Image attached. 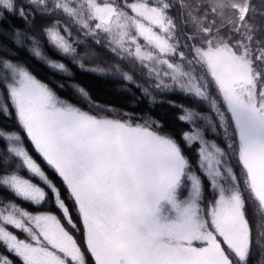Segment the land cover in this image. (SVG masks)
Instances as JSON below:
<instances>
[{"label": "snow or ice", "instance_id": "snow-or-ice-1", "mask_svg": "<svg viewBox=\"0 0 264 264\" xmlns=\"http://www.w3.org/2000/svg\"><path fill=\"white\" fill-rule=\"evenodd\" d=\"M20 4L0 0V23L8 13L35 29L37 15L55 16L39 25L46 43L106 76L104 67L86 68L76 25L138 64L156 89L206 102L214 116L170 102L192 125L177 138L156 120L116 118L79 84L77 101L62 99L21 62L0 59V117L16 123L0 127V192L20 201L0 195V264H250L253 246L264 245V36L251 0ZM15 37L75 79L41 40Z\"/></svg>", "mask_w": 264, "mask_h": 264}, {"label": "trees", "instance_id": "trees-1", "mask_svg": "<svg viewBox=\"0 0 264 264\" xmlns=\"http://www.w3.org/2000/svg\"><path fill=\"white\" fill-rule=\"evenodd\" d=\"M254 6V14L252 23L258 29V35L264 36V0H251ZM23 6V0L21 4ZM6 19L0 23V59H8L12 62H21L27 66L37 78L43 82L49 83L60 95L62 99L69 102L77 101L74 85L79 84L87 89L96 103L107 108L111 113L116 114V118H120L119 114H125L126 118H130L136 123H144L146 120L159 121L166 131L171 132L177 138L180 133L189 131L192 125L184 123L178 119L180 109L173 107L170 102L182 104L188 108L198 111L202 116L212 117L214 113H210L209 105L206 102H200L186 94L177 92H161L155 88V81L147 77L146 71L140 70L139 65L133 63L130 59L124 60L111 52L106 40L102 39L101 44H96L90 36H85L83 31L76 25H71L72 40L74 46L77 47V52L81 57H84V63L87 67H95L99 65L108 70L106 76L96 75L87 71L81 70L70 59L64 58L62 54L55 52L50 45L46 43V38L39 32V25L49 24L57 18L36 16L37 27L34 29L24 19L18 15L5 13ZM59 19L63 24L66 17L60 15ZM28 33L41 40L46 55L50 58L66 63L72 70L75 79H69L66 75L61 74L51 69L46 61L35 57L32 54V41L22 38L17 41L15 32ZM116 68H120L123 72L133 75L135 84H131L124 80ZM63 85V87H61ZM144 88H148L151 96H146L143 92ZM155 96L156 102H152V97ZM88 110L85 105H80ZM205 124L204 120H198L196 126ZM0 127L13 129L16 127L15 120H7L0 117ZM210 137H219L220 133L213 131L209 134ZM225 142H227L225 138ZM189 155L192 159H196L197 152L190 151ZM211 198L212 190L209 188ZM6 200H16L8 192H0ZM26 206V205H24ZM257 217H251L253 227L257 224ZM264 226V225H262ZM0 251H3L0 249ZM12 258V257H10ZM18 264V259H17ZM250 264H264V245L253 246Z\"/></svg>", "mask_w": 264, "mask_h": 264}]
</instances>
